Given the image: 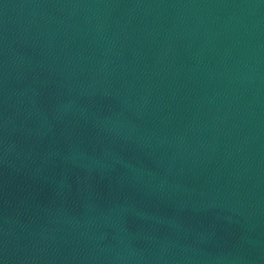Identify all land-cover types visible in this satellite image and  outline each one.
Segmentation results:
<instances>
[{
    "label": "water",
    "instance_id": "1",
    "mask_svg": "<svg viewBox=\"0 0 264 264\" xmlns=\"http://www.w3.org/2000/svg\"><path fill=\"white\" fill-rule=\"evenodd\" d=\"M0 264H264V0H0Z\"/></svg>",
    "mask_w": 264,
    "mask_h": 264
}]
</instances>
